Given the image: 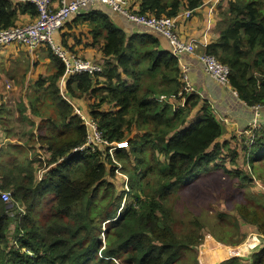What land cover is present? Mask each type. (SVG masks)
<instances>
[{"label": "trees", "instance_id": "trees-1", "mask_svg": "<svg viewBox=\"0 0 264 264\" xmlns=\"http://www.w3.org/2000/svg\"><path fill=\"white\" fill-rule=\"evenodd\" d=\"M128 1L133 11V0ZM137 2L135 13L173 20L183 9L197 10L205 0ZM224 2L220 37L204 54L230 69V88L243 103L264 108V0ZM25 15L36 19L37 7L0 0V31L17 27ZM78 17L73 18L76 25L88 24L93 45L103 42L106 62L101 73L65 78V64L51 51L55 72L40 78L35 88L48 96L52 115L34 106L32 113L41 122L33 144L24 146L26 150L14 147L19 154L30 152V158L10 169L0 167L2 190L12 195L10 205L0 198V264H190L192 256L198 264L193 253L205 243L203 226L191 219L179 230L184 222L175 212L173 197L219 160H229L230 168L222 165L221 170L238 180L245 179L240 159L247 171L257 174L264 166V128L251 132L252 137H238V147L231 146L234 138L220 143L221 124L207 103L185 88L179 59L164 51L157 37L129 36L97 8ZM88 96L94 102L85 109L81 101ZM67 100L96 123L111 146L81 151L92 132ZM112 148L119 164L132 160L140 172L128 174L132 197L124 208L107 180L117 172ZM257 191L263 195L248 198L242 193L235 207L236 227L239 230L241 222L255 226L264 236V190ZM51 194L56 202L42 221L40 207ZM237 229L227 232L234 247L240 245L236 240H243L234 237ZM217 241L229 243L221 235ZM222 264H264V249L253 254L251 262L233 258Z\"/></svg>", "mask_w": 264, "mask_h": 264}, {"label": "crops", "instance_id": "crops-1", "mask_svg": "<svg viewBox=\"0 0 264 264\" xmlns=\"http://www.w3.org/2000/svg\"><path fill=\"white\" fill-rule=\"evenodd\" d=\"M206 2L207 1L205 0L201 7L192 12L190 19L184 18V13L187 12L185 9H183L180 15L175 18L177 22L176 32L179 38L183 42L191 43L197 46L195 55H182L178 59L181 70H187V82L193 88L194 93L200 96V98L207 103V106L213 113L215 119L222 126L223 135L219 142H231V140L234 138L235 141L231 142V146L238 147L236 141L238 137H240L241 135L250 136L251 130L255 127H258V129L264 128V108L259 107V109H256V107H248L238 98V96L231 90V88L223 87L218 84L215 80H213L206 73L205 67L199 62L198 55L204 54V50L208 45L218 41L221 31L220 23L222 21L220 9H225L227 6V3L225 2L218 6L217 4ZM131 7L133 11L139 12V4L137 0H133ZM96 8L103 10V13H106V15H108V17L112 19L113 23L118 28L123 30L127 35L131 36L134 34H139L152 35L154 37H157L160 40L161 48L164 51L170 52L172 54V47L170 43H168V41L162 36L158 35L157 33H154V31H152L151 29H147L145 27L129 23L123 17L112 12L108 8ZM91 9L93 8L83 9L81 13L76 17L79 16L78 19H80L82 15L90 12ZM35 20L36 19L29 15L20 16L18 26L30 25L34 23ZM88 28L89 26L85 22L81 21L76 25V20L72 19L65 25V27L60 32L56 33L55 36H57L58 40L62 39L63 42H69V44L67 43V46L72 48V50L74 51L73 53L79 54L85 60L92 61L98 64H104L106 62V59L101 52L103 42L93 45V39L89 35L90 31ZM85 30L86 33L85 35L80 37V41L78 35L82 32H85ZM46 49L48 50V48L46 47H40L35 51H30L25 47H19L16 45H11L0 49V151L4 148L11 147L9 142L11 140L10 137L13 134L11 131L12 127L4 123L6 120L4 116L6 104L3 102V99L5 98V96H7V93L11 89L7 85L4 86L3 82L4 80H6L12 81L14 83L16 80H18V92L14 93V95L16 97L18 95L24 96V99L22 101L23 106L25 107L23 109L24 115H27L28 117L32 118L33 122L35 123V126L38 127L39 123L41 122V119L39 117L36 118L33 115L31 107L28 105L29 99H27V97H30L31 95L35 96L37 94V89L35 88V85L38 79H40L41 77H43L44 79L50 78L55 72V66L48 58L49 56ZM40 60H45V62H40ZM46 64L51 65V69L47 70L50 72L47 75L48 77H44L43 73L40 72L42 66ZM21 68L23 71L22 73L25 74L23 78L19 77ZM14 70H17L15 74H13ZM91 99L94 102V99L90 96L81 101L82 107L86 109ZM84 105L87 106L84 107ZM18 109H22V107L19 105ZM36 132L37 131H34L33 133L36 134ZM21 141L22 140H17V138L16 140L14 139L12 147H22L23 142ZM257 236L262 238L264 241V236H261L260 234H258ZM209 242H214V246L218 245L215 241L210 240ZM207 243L205 244V246H202L198 249V254L201 257V260L206 264H222L233 258H237L233 255H223L222 252L226 251L220 250L221 257L218 258L220 260L215 261V263H211V259H214L210 258V260L208 261V257H210L208 255V249L209 247H212L213 244L207 246ZM261 245L262 247H260L259 251L257 252H260L264 249V242ZM233 247L234 246H232L231 248L232 251L237 250ZM223 248L228 249L230 247ZM204 251L206 253H204Z\"/></svg>", "mask_w": 264, "mask_h": 264}, {"label": "rangeland", "instance_id": "rangeland-1", "mask_svg": "<svg viewBox=\"0 0 264 264\" xmlns=\"http://www.w3.org/2000/svg\"><path fill=\"white\" fill-rule=\"evenodd\" d=\"M229 1V0H228ZM228 3V2H227ZM23 26V25H22ZM85 32H82L78 35V38L80 40V37L85 35ZM54 44L56 47H60L63 52L67 51L68 55L67 58L71 60V53L70 50L67 48V43L61 40H58L57 36L54 37ZM81 41V40H80ZM45 47V46H44ZM46 49L48 52V56L50 55L51 51L49 49ZM76 54L81 59H84L79 54ZM27 57V55H26ZM49 58V57H48ZM85 60V59H84ZM40 62H45V60H40ZM100 64V63H99ZM103 68L104 64H100ZM32 69V67H31ZM48 69H51L50 64L43 65L40 69V72L43 73L44 77H48L47 75L50 73L47 71ZM19 77H24L25 74L22 73V68L20 70ZM17 70L13 71V74H15ZM36 77V76H33ZM43 78V77H41ZM48 79V78H45ZM3 80V76H2ZM39 80V79H38ZM24 83V82H23ZM3 85H7L10 87V90L7 93V96L3 99V102L6 104V110L4 113L5 116V124H8L12 127V136L10 137V146L4 148L0 151V167H7L10 169L13 165H15L18 161L23 162L24 160L30 158V152L23 151L22 154H19V151L17 152L13 146L12 143L13 140L17 138V140H22L23 147H28L32 145V139H33V132L37 131L38 128L35 126V123L33 122V119L28 117L27 115H24L23 109L25 108L23 106V99L24 96H15L14 93L18 92V80H16L14 83L12 81H6L4 80ZM31 85V84H30ZM34 87V86H32ZM41 95V97H40ZM40 95H31L30 97H27L29 99L28 105L31 107V111H33L34 106L38 109H40L42 114L45 115H52V110L48 107V96L44 93ZM22 102V103H21ZM21 103V104H20ZM93 103L92 99L88 103L89 105ZM21 106L22 109H18V106ZM87 106V105H86ZM87 108V110H88ZM18 109V110H17ZM29 118V119H28ZM37 133V132H36ZM134 137V134L132 135ZM97 142L91 143L92 147H95ZM5 146V145H4ZM21 147V146H20ZM22 147V148H23ZM24 149L26 150V148ZM11 150V151H10ZM22 151V150H21ZM110 157L112 158L113 164L117 167V172H115V175H109L107 177V180L114 184L116 188V197L122 198V208L127 205V203L130 201V197H132L128 184L130 182L129 173H140L139 171H135L136 167L135 164H132V160L130 163H121L119 164L115 159V152L109 151ZM146 153H149V150H146ZM34 154V153H33ZM134 159V157H132ZM135 161V160H134ZM133 161V162H134ZM37 163H35V170H38ZM229 160H219L216 164L210 166L212 167V170L206 174L201 175L200 177H197L193 181L189 182L187 185V188L180 191L179 195L173 197L174 201V208L177 216L179 218H182L184 224H179L178 229L183 230L186 226H188V223L191 219H198L199 222L202 224L203 229L202 233L205 237L204 242H208L207 246L213 244L215 241L217 242V246L209 247L208 255V261L210 258L211 263H215V261H218L221 256V251L223 255L228 256H236L237 258H241L244 261L251 262L252 255L255 254V252L259 251L260 247H262V243L264 242L262 238L258 237V229L255 226H249L246 224L238 223L239 230L237 229V218H238V212L235 211L236 205L239 204V201L243 199L242 193L244 196L248 198L256 197V196H262V193H259L257 191V183L263 184L264 183V166L258 169L257 174H255L252 170L247 171V168H245L244 161L241 159L239 160V167L241 168L240 171H242L243 177H245L244 180H238L235 177L229 176L225 174L221 169L224 168L222 165H227L229 167ZM125 165L127 169L125 170ZM231 166V165H230ZM232 167V166H231ZM124 168V170H123ZM230 168V167H229ZM112 167L111 165H108V171L111 172ZM247 171V172H246ZM38 173V172H37ZM252 173V175H251ZM235 172L231 173V175H234ZM43 174H40V177H42ZM255 177V178H254ZM253 180V181H252ZM0 182H1V174H0ZM145 183V182H144ZM2 184V182H1ZM263 200L262 198L260 199ZM56 202V195L51 194L45 197L42 201V205L40 207V216L42 218V221H44V218L46 215L49 214L50 209L52 205H54ZM222 218L226 221L224 224L222 222ZM233 229H237V233L233 232L235 235L234 237H243V240H236V242H239L240 245L233 247L237 250L232 251L230 241L228 239L230 236H228L227 239V232L233 231ZM213 234V236H212ZM226 240V242H229L228 244H222L217 241L218 236H220ZM205 243V244H206ZM205 244L201 245L205 246ZM223 247H230L228 249H225ZM230 249V250H229ZM203 253V252H202ZM204 253H206L204 251ZM258 253V252H257ZM195 256L197 255V263L198 264H206L201 260V257L198 253H193ZM203 255V254H202ZM205 257V255H204ZM216 258V260H215ZM196 258L195 257H188V261L190 264H195Z\"/></svg>", "mask_w": 264, "mask_h": 264}, {"label": "built area", "instance_id": "built-area-1", "mask_svg": "<svg viewBox=\"0 0 264 264\" xmlns=\"http://www.w3.org/2000/svg\"><path fill=\"white\" fill-rule=\"evenodd\" d=\"M22 3H30L37 7L38 17L35 22L30 25L17 26L8 30L0 31V49L11 45L19 47H25L30 51H35L40 47H49L55 56L60 58L65 64L66 75L65 78L74 76L79 73H89L94 75L102 72V66L92 61L84 60L78 57L76 54L71 53V60L67 58L68 52L62 50L60 47H56L54 44V36L60 32L65 25L71 21L74 17L79 15L83 9L105 7L112 12L123 17L129 23L142 26L147 29H151L154 33L162 36L170 43L172 47V54L179 58L182 55H195L197 46L191 43L183 42L176 30V19H155L139 15L130 9L128 0H18ZM208 3H214L220 5L224 0H206ZM206 2V3H207ZM192 11L184 13L185 19H190ZM69 50V49H68ZM199 62L205 67L206 73L223 87L230 88L229 77L230 69L222 65L219 60L214 56H208L206 54L198 55ZM186 69L182 70V79L185 84V88L194 93L193 88L187 82ZM61 84H65V79L61 81ZM236 94V93H235ZM237 95V94H236ZM66 99V97L64 96ZM67 102L75 109L78 116L84 121L85 125L91 130L92 135L88 137V142L81 151L86 149H92L96 151L99 146H111L105 142L97 129V125L91 119H87L81 110L75 103L67 100ZM259 109V107H256ZM258 127L252 129L251 132L257 130ZM250 132V136H251ZM252 137V136H251ZM253 139V138H252ZM97 142L95 147H92L91 143ZM252 142V141H251ZM118 147V145H117ZM116 147V148H117ZM116 148L110 149V151H116ZM257 186L264 190V186L257 183ZM0 198L2 201L10 205L12 203V195L10 192H4L2 190V184L0 182ZM19 213L24 215V209L20 208Z\"/></svg>", "mask_w": 264, "mask_h": 264}]
</instances>
